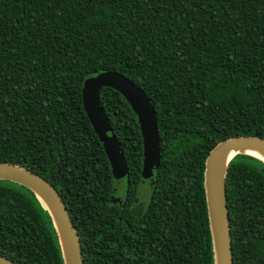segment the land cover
Masks as SVG:
<instances>
[{"label": "trees", "instance_id": "obj_1", "mask_svg": "<svg viewBox=\"0 0 264 264\" xmlns=\"http://www.w3.org/2000/svg\"><path fill=\"white\" fill-rule=\"evenodd\" d=\"M107 71L140 87L155 109L161 163L150 179L125 98L100 94L125 179L113 178L84 110V82ZM246 136L264 140V0H0V163L56 189L85 264H215L205 164L217 144ZM226 202L233 263L264 264L263 162L231 161ZM0 255L64 264L46 208L8 181H0Z\"/></svg>", "mask_w": 264, "mask_h": 264}, {"label": "water", "instance_id": "obj_2", "mask_svg": "<svg viewBox=\"0 0 264 264\" xmlns=\"http://www.w3.org/2000/svg\"><path fill=\"white\" fill-rule=\"evenodd\" d=\"M120 93L136 114L143 139L142 177L150 179L161 163L160 135L155 109L140 87L123 75L107 71L84 82L82 102L86 115L103 145L113 178L127 177L129 169L117 136L101 105L102 89ZM257 151L262 158L248 154ZM235 155L228 159L229 153ZM237 155H249L264 163V140L255 136L235 137L217 144L205 164V191L215 264H234L230 221L226 202V175ZM0 181H8L30 190L48 211L61 247L64 264H85L78 233L62 197L37 174L14 164L0 163ZM0 264H15L0 255Z\"/></svg>", "mask_w": 264, "mask_h": 264}, {"label": "bare ground", "instance_id": "obj_3", "mask_svg": "<svg viewBox=\"0 0 264 264\" xmlns=\"http://www.w3.org/2000/svg\"><path fill=\"white\" fill-rule=\"evenodd\" d=\"M247 153L250 154V155H253V156H256V157H259V158L263 159L262 155L259 154L257 151L249 150ZM234 155L235 154L233 152H230L229 156H228V159L232 158Z\"/></svg>", "mask_w": 264, "mask_h": 264}, {"label": "flooded vegetation", "instance_id": "obj_4", "mask_svg": "<svg viewBox=\"0 0 264 264\" xmlns=\"http://www.w3.org/2000/svg\"><path fill=\"white\" fill-rule=\"evenodd\" d=\"M125 179V178H124ZM124 192V189H120L119 190V193H123ZM113 201L115 202V203H121L122 204V201H123V198H122V195L120 196V194L119 195H117V196H115L114 198H113Z\"/></svg>", "mask_w": 264, "mask_h": 264}, {"label": "rangeland", "instance_id": "obj_5", "mask_svg": "<svg viewBox=\"0 0 264 264\" xmlns=\"http://www.w3.org/2000/svg\"><path fill=\"white\" fill-rule=\"evenodd\" d=\"M144 189H147V187L145 186ZM149 198V194L147 193H144L141 197H140V200L143 202V203H147V200Z\"/></svg>", "mask_w": 264, "mask_h": 264}]
</instances>
